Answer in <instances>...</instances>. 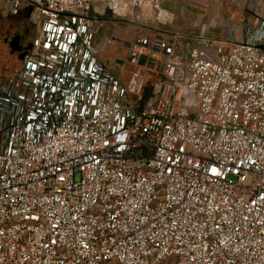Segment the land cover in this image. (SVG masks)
<instances>
[{
    "label": "built area",
    "instance_id": "built-area-1",
    "mask_svg": "<svg viewBox=\"0 0 264 264\" xmlns=\"http://www.w3.org/2000/svg\"><path fill=\"white\" fill-rule=\"evenodd\" d=\"M3 4L36 30L0 85V264H264V18L141 34L124 81L92 13L164 0Z\"/></svg>",
    "mask_w": 264,
    "mask_h": 264
},
{
    "label": "rangeland",
    "instance_id": "rangeland-1",
    "mask_svg": "<svg viewBox=\"0 0 264 264\" xmlns=\"http://www.w3.org/2000/svg\"><path fill=\"white\" fill-rule=\"evenodd\" d=\"M230 1L234 2L233 0H164V7L172 13V22L168 24L152 23L149 19L151 12L147 9L133 15L131 8H127L126 11H119L117 9H105L101 7L98 8L100 13H97V15L109 19L105 21L106 27L111 28L112 34L120 39L118 43L110 47L111 53L109 54L111 60L116 61L117 51H120L121 48V61L123 62L128 59L129 55L127 45L139 35L169 34L175 30L189 34L190 31L185 29L188 22V25L191 24L190 27H193L195 32H198V30L208 23V18H204L207 15V10L204 7L213 12L211 18H216L217 13L223 12L224 8L228 7ZM126 3L129 4L130 2ZM21 20H23L22 15H11L5 4L0 6V85L9 74L15 72L20 67L18 56L12 52L6 40L9 39L10 41L17 32L21 31ZM183 23L185 26H181ZM219 25L220 27L222 26L221 21H219ZM34 30H36V27ZM122 62L115 66L113 65L115 71L121 77L125 75L121 71ZM126 68L130 69L131 66L128 64Z\"/></svg>",
    "mask_w": 264,
    "mask_h": 264
},
{
    "label": "crops",
    "instance_id": "crops-1",
    "mask_svg": "<svg viewBox=\"0 0 264 264\" xmlns=\"http://www.w3.org/2000/svg\"><path fill=\"white\" fill-rule=\"evenodd\" d=\"M233 1L234 2H229L228 7L224 8L223 12H218L216 18H211L213 12L204 7L207 10V15L204 16V18H208V23L198 30V32H195L193 27H190L191 24L188 25L189 22L186 24V26L183 23L181 26H185V29L190 31L188 35L191 37V43L194 42V39L197 36H204L213 41L224 40L231 31L237 30L241 34V30L244 28V26L254 23L258 18H264V0ZM201 7L203 6L201 5ZM92 14L98 17V32L95 41L96 44L100 46L99 54L101 58L112 67L113 72L120 76V74L114 69L116 61L111 60L109 54L111 53L110 47L118 43L120 39L117 38L116 35L112 34L111 28L106 27L105 21L109 20L107 17L99 16L95 11H93ZM219 21L222 23L221 27L220 25L218 26ZM116 55L117 58L118 56L121 58V48L120 51H117ZM128 64L129 63L126 65ZM129 65L131 66L130 69H132L133 66L131 64ZM122 78L124 81H126L128 79V75L125 74Z\"/></svg>",
    "mask_w": 264,
    "mask_h": 264
},
{
    "label": "flooded vegetation",
    "instance_id": "flooded-vegetation-1",
    "mask_svg": "<svg viewBox=\"0 0 264 264\" xmlns=\"http://www.w3.org/2000/svg\"><path fill=\"white\" fill-rule=\"evenodd\" d=\"M21 31L17 32L15 34V36L9 41V39L6 40L7 43H11V41L18 36V45L22 47V52H24L25 54L30 50L31 46H32V42L34 39V35H35V24L33 23V21L31 20L30 16H23V20H21ZM11 47V46H10ZM12 49V48H11ZM13 53H15L18 58L20 56V54L22 52H18V51H13ZM20 60V58H19Z\"/></svg>",
    "mask_w": 264,
    "mask_h": 264
},
{
    "label": "water",
    "instance_id": "water-1",
    "mask_svg": "<svg viewBox=\"0 0 264 264\" xmlns=\"http://www.w3.org/2000/svg\"><path fill=\"white\" fill-rule=\"evenodd\" d=\"M18 36H16L12 41H11V43H10V46H11V48H12V50L13 51H18V52H22V47H20V46H17L18 44ZM24 57H25V53L24 52H22L21 54H20V56H19V58H20V60H22V59H24Z\"/></svg>",
    "mask_w": 264,
    "mask_h": 264
},
{
    "label": "trees",
    "instance_id": "trees-1",
    "mask_svg": "<svg viewBox=\"0 0 264 264\" xmlns=\"http://www.w3.org/2000/svg\"><path fill=\"white\" fill-rule=\"evenodd\" d=\"M151 96L150 90L148 89L145 93V98L148 99Z\"/></svg>",
    "mask_w": 264,
    "mask_h": 264
}]
</instances>
